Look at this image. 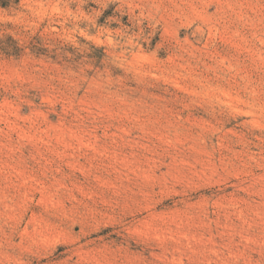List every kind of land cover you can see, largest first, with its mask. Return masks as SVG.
<instances>
[{
  "label": "rangeland",
  "instance_id": "374dc122",
  "mask_svg": "<svg viewBox=\"0 0 264 264\" xmlns=\"http://www.w3.org/2000/svg\"><path fill=\"white\" fill-rule=\"evenodd\" d=\"M0 264H264V0H0Z\"/></svg>",
  "mask_w": 264,
  "mask_h": 264
}]
</instances>
